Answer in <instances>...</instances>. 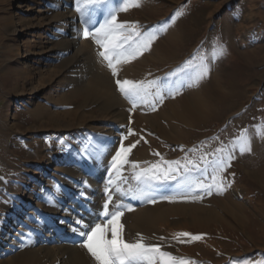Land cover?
<instances>
[{"label":"rangeland","instance_id":"374dc122","mask_svg":"<svg viewBox=\"0 0 264 264\" xmlns=\"http://www.w3.org/2000/svg\"><path fill=\"white\" fill-rule=\"evenodd\" d=\"M105 4L82 2L79 6L86 8L82 14L77 0H0V218L5 220L0 224V264L15 256L30 237L40 244L51 239L47 246L50 255L56 256L54 229L47 226L36 231L39 219L48 216L44 211L49 213L42 207L46 198L64 205L57 215L71 217L72 223L61 234L76 236L99 224L102 209L93 210V200L115 196L118 201L111 204L125 212L164 194L165 198L194 195L191 201L212 207L222 216L202 223L169 216L157 225L155 242L149 246L190 264H264V0H138V6L122 11L117 10L125 7L120 0ZM113 12L117 23L124 24L125 35L134 30L141 39L145 33L155 36L141 51L149 58L128 79L146 85L155 82L148 87L147 102L130 100L117 90L129 108L124 125L100 111L97 103L66 96L75 82L81 79L82 84L87 78L85 53L108 65L99 55L104 48L93 37ZM169 41V53L150 51ZM219 48L222 55L217 54ZM76 59L80 63L71 70ZM123 63L116 67L123 68ZM176 79L181 82L179 88L171 84ZM160 86L162 94L157 93ZM192 92L195 100L211 107H204L206 113L188 124L186 118V122L177 120L168 108ZM242 142L250 143L251 150L241 151ZM133 144L122 173L117 176L113 167L108 170L121 146ZM144 152L148 156L143 157ZM165 161H179L172 181L136 179L137 173L153 165L166 170ZM133 164L138 166L134 169ZM192 166L195 173L190 176ZM107 173L113 184L106 182ZM177 176L181 181L194 177L190 191L185 187L180 194L165 191L177 182ZM143 182L148 187L136 190ZM61 189L68 195L74 189L83 204L68 195L57 197ZM226 193L241 205L244 221L217 207ZM86 212L93 214L89 227L76 226L79 218L86 221ZM98 220L107 224L104 218ZM177 233L191 235L178 237ZM86 239L72 245L87 250ZM33 247L38 249L39 244Z\"/></svg>","mask_w":264,"mask_h":264},{"label":"bare ground","instance_id":"6f19581e","mask_svg":"<svg viewBox=\"0 0 264 264\" xmlns=\"http://www.w3.org/2000/svg\"><path fill=\"white\" fill-rule=\"evenodd\" d=\"M107 6H109V5H107ZM52 17L55 18L54 20H56L58 15L55 14ZM63 41L64 40L60 41L61 45H64ZM84 43H85V41H84ZM84 43H82V44H84ZM152 48H153V46H152ZM171 49H172V44L169 41L166 44L162 43L160 46L159 45L156 46L152 50L150 49V51L153 53L158 51V53L161 55L162 53L164 54V52L169 53ZM84 52H86V51H84ZM83 55H82V57H83ZM85 55H86V57H84V59L87 58V60H86L87 61V71H86L87 72L86 73L87 78L85 79V82L84 81L82 82V84L80 81L81 79L79 81L75 82L74 88L71 89V91L68 93V95L66 94L67 98L72 99V100L73 99L76 100L77 97H80V100H81L80 102H82V103H85V102L86 103H97L99 108H100V111L103 110L105 112H108L107 113L108 115L112 114L113 119H117L118 121L122 122V125H124L123 122H125V116L128 113L129 108L126 104L127 102L125 103L124 99H120L121 97H118L117 90L119 87H118L116 81L118 79L121 81L128 80L130 77H132L133 71L136 70L137 68L139 69V65H141L143 62H145L149 58V56L145 55L143 52H140V56H138V57L135 56V58H129L127 60V62H125L126 64L125 63L122 64L123 68L120 67L119 68L120 70H119L117 67V75L114 76L112 74V70L109 69L108 65L104 64L99 57H98V59L96 58L97 60H95V59H93L92 56H89L86 53H85ZM94 55H96V54H94ZM138 59H140L141 61ZM82 61H84V60H82ZM122 62H123V60L120 63H122ZM79 63H80V59L72 60L69 68H71V70H74L76 67H78L77 65H79ZM120 63H119V65H120ZM131 68H134V69L131 70ZM141 71H144V70H141ZM83 74H84V72H83ZM143 77L139 78V80L142 79ZM81 78H82V75H81ZM191 82H192V80H191ZM172 83H173V85H175V88H179L181 85V82L178 79L172 80L171 84ZM162 91H163V86H160V88L157 90V93L162 94L163 93ZM206 106H208V108L211 107L208 104L206 105V104L202 103V101L195 100V94L192 92V93L185 94L184 97H182L180 103H177V104L173 103L168 109H170V111L172 112V115L177 120H180L181 122H186L184 120L186 118L188 121V124H190L191 122L195 121V118L199 117L200 115L203 116V114L206 113L207 108H204ZM39 110H41V109H39ZM42 111L43 110H41V112ZM167 111L169 112V110H166V111H164V113L165 112L167 113ZM40 114L42 115V113H40ZM44 115H47V114H44ZM147 121H148V119L145 120V122H147ZM119 125L121 126L120 123H119ZM121 127L123 128V126H121ZM142 156L143 157L148 156V153L144 152L142 154ZM221 160H224V159H221ZM249 163H251V162H249ZM102 164H103V162H100L99 166ZM246 164H248V163H246ZM219 166H220V164H219ZM246 166H248V165H246ZM255 172H257V171H255ZM255 172H254V174H255ZM120 173H122V172H120ZM190 173H191L190 176H192L195 173V167L194 166H192V169H190ZM248 173H252V172H250L248 170ZM130 177H131V174H130ZM180 177L181 176H177V179L178 180L180 179V181L177 180V182L174 185L169 186V187L167 185H165V186H167V188H165V191L171 190V191L175 192L176 194L177 193L180 194V188L183 189L184 187L187 190L189 189V191H190V188H191L190 183H191V181L195 180L194 177H189V180H186V181L185 180L181 181L182 178H180ZM119 179H121V178H119ZM128 182H130V181L128 180ZM157 182L158 181H156V183ZM120 184H121V182H120ZM147 185L144 182L139 183L136 186V190L141 187L140 188L141 191H144L148 187ZM168 188H170V189L167 190ZM54 192H56V191H54ZM228 193H231V191ZM56 194H57V197L63 196L65 198V197H67L69 192H67V190H65V189H61L60 192L56 193ZM160 194H161V192H160ZM150 195H152V194H150ZM173 195H175V194L173 193ZM181 195H183V194H180V196L175 197V198H167V197L165 198L164 196H166V194H164V196L161 195L159 197V199L157 197L156 198L153 197L151 199L153 201L150 202L149 204L147 203L146 205L139 207V208H135L136 207L135 206L134 209L133 208L128 209V210L126 209L125 212L119 211L120 208L116 209L115 208L116 204L115 205H114V203L111 204L112 201H118V198L115 196H114V198H111V201L108 200V196L105 198H99L98 200H95V201L93 200V202H91V206H92V208H94L93 210H95V211H97L98 209H102L101 214L99 213L100 214L99 218H101V219L104 218L107 222L109 219H111L110 214L113 213V211L120 212L121 213L120 223L123 225V229H124V231L122 232L123 239L128 243H134L137 240H141L142 243H144L145 245H149L150 243L155 242L154 236H156L155 234L157 233V229H156L157 225L162 220H165L169 216H173V215L177 214L179 217H182V219L197 220L201 223L202 222H209V220L221 219L222 215L219 214V211H216V209L214 210L212 207H207V206L202 205V204L200 205V204H197V203L191 201V200L195 199L194 195L193 196L192 195L181 196ZM224 195H225L224 199H220L219 204L216 203L219 210H223V212L228 211L230 213L231 217H234V218H237V219L244 221L242 209L240 207L241 205H238L237 202H234L233 200H231L230 196L227 193ZM42 197H43V195H42ZM53 200L47 199V198L45 200H43L44 203L42 204L43 205L42 207H44V210L49 211V213H46L44 211L45 215L48 214V216L45 218L43 217L42 219H39L40 224L38 223V225H36L37 226L36 229H38L36 231L43 230L44 228H47V226L52 227L54 229L52 231L54 233H56L55 236H58V240L52 239L57 244L56 249H58V251L56 252V256L50 255L49 250H51V249H49V246H47V242H50L51 239L46 238V243H44L42 241V243L40 244V241L34 240L33 237L32 238L30 237L31 239L29 238L27 241L23 242V244L20 246L21 250L18 253H16L15 256L11 257L7 261L6 260L3 261L1 264H29V263L46 264V260L49 261V264H98V261L92 256V254L88 250H84L83 247L79 246V245H76V246L72 245V243L75 244L76 242H78L79 240H81L84 237V235L82 236L80 234L84 230L83 231L80 230V232H77L78 233L76 235L77 237L71 236V235L68 236L65 233L61 234L64 232L63 228H66L68 226L67 223L68 224L72 223V221H71V217H68L65 214H63L62 216L57 215L58 212L63 211L62 208L64 205L59 204V203L55 204ZM93 203H95V205H93ZM98 203L100 204V206L97 205ZM105 203L110 205L108 207V208H110L109 210H108V208L105 209V207H104ZM113 208H115V209H113ZM66 211H67V209H66ZM66 211H65V213H66ZM95 211L93 213H95ZM106 211H108L109 215H105ZM99 218H97V222L99 224H102V222L100 223V221L98 220ZM84 219L86 221L82 222L81 218H79L78 219L79 222L76 221L75 225L80 227V228L89 227L90 222L93 221V214L90 215L86 212V215L83 217V220ZM237 219H236V221H237ZM54 222H59V226H56V227L53 226ZM1 223H5V220H3V218L1 219L0 224ZM53 232H52V234H53ZM34 235L35 234H32V236H34ZM27 236H31V235H27ZM108 236H110V238H111L110 234ZM35 244H39L38 249H35L33 247Z\"/></svg>","mask_w":264,"mask_h":264},{"label":"snow or ice","instance_id":"6c2138e0","mask_svg":"<svg viewBox=\"0 0 264 264\" xmlns=\"http://www.w3.org/2000/svg\"><path fill=\"white\" fill-rule=\"evenodd\" d=\"M85 5H101L103 6L107 0H77V10L84 14L86 8L80 7V3ZM125 4V7L118 8L117 10H127V6H138V0H133L129 4V0H120ZM110 19H106L105 23L96 29L94 39L98 45H102L104 51H101L99 55L108 62V67L112 70V74L117 75V67L122 60L127 62L129 58H135L142 50L147 48L151 43V40L155 39V36L150 33H145L142 40L141 34L134 30L125 35L124 24L117 23V17L113 13H110ZM85 36L89 35L88 31H85ZM124 45L128 47L125 48ZM217 54H223V49L219 48ZM115 61V63L113 62ZM203 72H207V68H203ZM203 73H201L202 76ZM201 78L200 76L197 79ZM119 90L130 100L139 99L141 103H145L146 97L149 95L148 87H150L154 81L147 82V85L143 81H131V80H117L116 81ZM135 107V105H133ZM246 131V130H245ZM244 133H242L243 138ZM135 147V144L129 148L121 146V149L116 153L112 160V167L115 170L117 176H119L121 168L124 164L129 163L127 156L131 151V148ZM250 151V143L241 146V151ZM223 161H221V164ZM168 168L161 169L159 165H153L151 168L142 169L136 175L137 180L144 179L146 181L162 180V179H175L174 173L179 171V161L169 162L165 161ZM176 165V167H173ZM137 167L133 164V168ZM185 171H188L185 167ZM213 181L216 182L217 188L221 185L217 182V178L213 177ZM112 181L109 180V184ZM201 187H204L201 185ZM209 188L211 186H208ZM108 200L111 201V195ZM105 209L108 208V204L105 203ZM105 215H109L106 211ZM111 219L108 220L106 225L97 224L90 232L80 233L87 237L84 246L92 254V256L98 261V264H190L189 261L183 259H177L172 257L170 253L162 252L158 246H149L142 243L141 240H137L134 243H128L123 239V225L120 223V212H113L110 214ZM75 231V229H74ZM111 233V238H108V233ZM180 236H190L189 233H177ZM200 236H193L192 239L198 240Z\"/></svg>","mask_w":264,"mask_h":264}]
</instances>
